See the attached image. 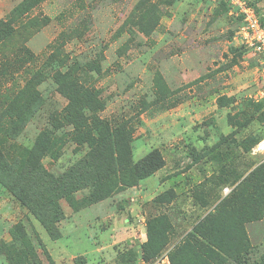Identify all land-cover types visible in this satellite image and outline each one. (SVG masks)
<instances>
[{"label":"rangeland","instance_id":"374dc122","mask_svg":"<svg viewBox=\"0 0 264 264\" xmlns=\"http://www.w3.org/2000/svg\"><path fill=\"white\" fill-rule=\"evenodd\" d=\"M241 25L225 0H0L1 263L264 264Z\"/></svg>","mask_w":264,"mask_h":264},{"label":"built area","instance_id":"2783aa9c","mask_svg":"<svg viewBox=\"0 0 264 264\" xmlns=\"http://www.w3.org/2000/svg\"><path fill=\"white\" fill-rule=\"evenodd\" d=\"M230 2L242 16V25L240 28L241 44L249 52L258 55L261 63L262 86L258 97L264 100V24L262 17L249 0H225ZM257 152H264V140L259 142L256 147ZM227 191V189H226ZM168 263V258L163 260L148 261L141 259L137 264H164Z\"/></svg>","mask_w":264,"mask_h":264},{"label":"trees","instance_id":"16d2710c","mask_svg":"<svg viewBox=\"0 0 264 264\" xmlns=\"http://www.w3.org/2000/svg\"><path fill=\"white\" fill-rule=\"evenodd\" d=\"M251 3L253 4V2ZM262 22L264 24V19H262ZM163 165H164V158L161 151L158 148H154L139 162V165L135 166V171L136 174L142 178L158 170ZM51 177L52 176L45 169V176H44L45 184L52 183L53 179H51ZM52 232L51 235H53ZM170 259L173 264H176V260L174 256H172Z\"/></svg>","mask_w":264,"mask_h":264},{"label":"crops","instance_id":"0c3cea01","mask_svg":"<svg viewBox=\"0 0 264 264\" xmlns=\"http://www.w3.org/2000/svg\"><path fill=\"white\" fill-rule=\"evenodd\" d=\"M0 264H2L1 261H0Z\"/></svg>","mask_w":264,"mask_h":264}]
</instances>
